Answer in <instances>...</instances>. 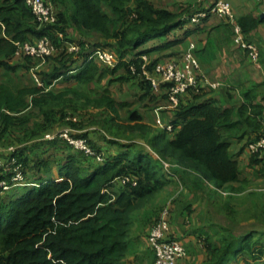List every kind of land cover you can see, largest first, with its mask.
Returning <instances> with one entry per match:
<instances>
[{"label":"trees","instance_id":"obj_1","mask_svg":"<svg viewBox=\"0 0 264 264\" xmlns=\"http://www.w3.org/2000/svg\"><path fill=\"white\" fill-rule=\"evenodd\" d=\"M53 1L54 4L58 2ZM70 3L73 13L69 15L58 12L56 29L63 32L66 38L69 24H73L88 35H97L100 41L92 47L114 49L122 60L140 51L130 61L120 63L119 66L123 67L127 74L118 80L140 81L146 91L143 98L152 95L153 89L142 73L144 62L141 57L152 52L151 49L144 47L152 40L168 37L172 31L188 24V18L201 10L188 14L191 10L187 8L179 13H173L156 7L150 0H70ZM25 4L24 0H15L16 6L29 11ZM64 5L67 7V3ZM16 9L18 8L7 4L0 8V20L6 26L4 31L0 25V34L2 32L7 35L15 34V40L18 41H26L25 33H31L39 39L48 35L56 46L63 43L53 27L38 24L32 12L30 16L34 19L35 25L28 27L27 18L17 16ZM238 22L246 37L251 40V33L264 23V17L246 15L239 18ZM7 44L9 43L6 40H0V54L13 55L15 47L8 52ZM80 45L82 50L78 55L83 57L90 46H86L84 42ZM74 56L67 51H61L54 59L58 67L54 68L46 80L43 79L44 87H48L61 76L68 81L76 80L87 85L114 74L117 70L103 69L94 60L87 59L80 69L71 75L76 63ZM159 62L160 59L150 62L148 69L153 71V66ZM0 66L8 65L0 60ZM133 66L136 67L135 73L131 69ZM6 68L14 70L9 66ZM162 86L169 90V84ZM197 87L189 89L186 94ZM43 89L11 86L0 82L2 120L0 139L3 145H8L11 137L9 133L13 127L25 123L29 117L19 119L2 111L6 109L21 112L27 109L29 106L27 100L31 95L33 106L39 109V115L45 122L37 125L33 136L42 134L62 121L66 117L62 109L67 112L66 106L69 107L71 102L80 100L79 97L85 98L83 104L87 103L86 106L82 105L83 108L99 107L100 117L103 115L105 117H103L105 127L115 125L118 126V130L120 129L117 124L119 119L117 104L109 90H106V94L100 99L78 93L75 94L76 98L71 99L68 98V91L55 95ZM182 97L175 110L178 121L172 124V138L154 136L148 140L151 148L157 152L158 159L144 153H134L130 147L116 156H105L101 149L89 142L96 154L99 153L104 158L103 161L92 164L90 159L84 154L81 155L82 153L78 154L80 152L75 151L66 141L55 139L70 147L78 156H70L66 163L60 165L63 180L37 179L39 182L32 184H39V187L23 186L24 190L18 198L0 206V264H126L133 245L132 215L139 202L155 194L162 186L161 178L167 180L171 178L180 185H183L184 181L192 189L196 188L207 194L213 192L211 188L222 190L225 186L237 183L240 175L239 164L230 153V143L224 138L223 131L232 130V134L240 135L241 129L238 126L246 125L255 129L257 137L254 139L260 137L264 134L260 122L261 110L250 111L251 105H242L236 110L224 109L213 101H200L199 95L194 96L188 104H184ZM120 106L124 107L127 104ZM110 115L115 118L107 119ZM235 116L238 117L236 122ZM129 118L135 121L136 125L125 128L131 131L146 128L138 112H131ZM68 123L70 127H76V124ZM74 137L88 139L86 135ZM18 144L21 142L13 145L20 146ZM21 150L18 151L19 161L23 164L26 183L31 184L28 181L30 180L28 162L20 153ZM254 159L256 164L264 163ZM163 161L172 165V171L167 172L164 169ZM120 177L131 178L136 181V185L133 181L128 185L116 182ZM116 183L123 190L115 194L114 199L109 189L115 187ZM260 192L262 191L255 188L248 187L244 190L232 186L228 193L240 196L244 193L256 195ZM216 193L220 194L218 191ZM262 207L255 206L254 214L247 220L255 218L262 222L261 228H264V216L260 218V213L264 215V212L260 211ZM251 208L253 210L252 206ZM226 232L228 235L219 240V243H214L209 235L204 239L210 264H224L231 252L236 255L249 253L258 258L264 255V245L260 244L264 229L251 228L241 235H237L233 228L227 229ZM254 236H257L256 241ZM152 253L154 262L155 255L153 251Z\"/></svg>","mask_w":264,"mask_h":264},{"label":"crops","instance_id":"obj_2","mask_svg":"<svg viewBox=\"0 0 264 264\" xmlns=\"http://www.w3.org/2000/svg\"><path fill=\"white\" fill-rule=\"evenodd\" d=\"M57 1L58 2L54 4V10L57 13L63 12L69 15L73 13L70 0ZM150 1L156 7L167 9L173 13H179L182 10L189 8L191 11L188 14H192L194 11H198V9H207L219 0ZM226 1H229L232 4L238 19L246 15H252L258 18L264 17V2H258L256 0ZM64 3H67V7ZM6 4L18 8L15 10L16 15L25 16L27 18L26 22L28 27H34L35 21L30 16V10L25 11L23 8L16 6L15 0H0V8ZM26 8L29 9L27 5ZM0 25L5 31L6 26L1 20ZM184 27L186 28L183 29ZM67 35L68 38H66V42L62 43L60 46H55L54 52H52L51 56L55 58L61 53V51H67L68 54L75 55L76 63L74 64L72 71L77 72L83 64V58L79 56L78 53L74 52V47L83 42L86 46L92 47L99 43L100 38L94 34L88 35L84 33L73 24H69ZM232 37L233 33L230 25L221 18L212 15L199 27H192L189 26V24H186L172 31L166 38L152 40L144 47V49H151L152 52L142 56H146L151 63L155 59H160L159 63L169 61L181 63L183 54L189 51L190 44L194 43V53L201 66L199 71V85L196 89H193L190 93L182 97L184 104H188L190 100H193L194 96L199 95L198 99H200V101H213L224 109L236 110L242 105H251L250 111L257 109L261 110L260 122L263 128L262 132H264V23L259 25V27L250 35L251 40L261 51V59L257 63L253 62L245 52L236 48ZM24 38L28 40L38 39L31 33H25ZM0 40H6L9 43L6 46L9 52V50L13 49L15 34L7 35L2 32V34H0ZM110 51L114 54L115 68H117V70L114 74H109L111 76L107 77L110 81L109 86L112 84L115 87L119 85L128 86L131 89L130 97H132V99H129L131 102L129 100L119 101L118 98L116 99V93L111 88H108V86L105 85L106 83L104 84V82H106V77L92 81L87 85H83L76 82V80L68 81L65 77L61 76L46 87L45 92H50L56 95L63 91H68V98L73 99L76 98L75 94L77 93L80 95L89 94L91 98H98V96H100V91L103 90L104 92L109 90L112 94L111 96L120 104H127V107H133V105L136 106L132 111L138 112L139 115L143 114L142 117L149 119L150 124L152 126L155 125V127L158 128L157 133H161L165 139L172 138V131H168L167 127L172 125L175 121H178L175 113L178 106H174L170 102L168 88L166 87V89H164L162 86L164 84H162L157 89H152V95L143 98L146 91L141 86L140 81L118 80L119 78L126 77L127 74L126 70L119 66L120 63L130 61L135 57L134 55L140 53V51L127 56L124 60H121L118 57L114 49H110ZM14 58L15 56L12 54L10 56H7L6 53L0 54V60L4 61L11 67L17 64L24 65L25 61H30L26 59H24V61L20 58H16L12 63L7 61L10 59L13 60ZM36 62V65L39 63L41 72L45 74L47 73L48 75L54 70V68L58 67V63L54 62L52 59L46 60L44 63L39 61ZM3 67L5 66H0V82H3V80H10L13 82L6 83H16L14 77H8L6 73H4L6 72V69L4 70ZM213 85H216V87H213ZM33 86L34 85L31 84L25 85V87L28 88H33ZM130 97L128 96V98ZM32 99V95L28 97L27 101L29 106L27 109L20 112L18 118L27 119L28 113L34 115L30 116L25 123L13 127L16 136H20L18 135L19 132L21 133L20 137L23 138L21 139L19 137L20 142L24 143V148H22L20 153L28 162V173L30 177V180L28 181L31 184L39 182L38 180L40 179L46 181L47 178L54 181H61L63 178L60 175V165L63 164L64 161L66 162L68 157H77L78 155L70 147L59 142V140H49L47 136H58L64 131H69L73 136H88L89 134L90 137L93 136L92 133L99 130L95 127H91L92 125L87 124H94L98 117L102 121H104V118L100 117V109H98V107L90 106L94 107L96 109L95 112H98V114L91 118L90 123L89 121H83L82 119L85 117L84 115L86 114V111L85 107L83 108L82 105L86 106L87 103L85 102L83 104L82 99L85 98L79 97L80 100H75L69 104V107H73V109L72 111L68 109L67 113H65L66 117L62 121L58 122L42 134L33 136L37 125L45 122L39 115V109L32 106ZM74 108L79 109L74 110ZM59 109L62 108H58L57 110ZM75 112H78V114H76L78 116L74 117L71 114H75ZM126 114L128 122V120H130L128 118L129 113ZM236 121H238L237 116L234 117V122ZM68 122L76 124V127H70ZM116 127L118 126L110 125L108 128L111 129L99 128L102 131V136H105L108 139L106 142L109 144L104 142L103 144H98L96 146L104 152L103 154L105 156H116L130 147L131 151L134 153H144L145 155L152 156L154 159L158 158L157 152H155L146 141L135 140L130 143H125L120 140L118 136L113 134ZM238 127L241 129L240 135L232 134V130L228 132L225 130L223 131V136L229 141L230 153L239 164V181L232 186L237 189L241 188L245 190L250 186L254 187L260 183H264V180L262 179V177H264V170L258 168L256 160L247 149L249 141L257 137L255 129L246 125H239ZM106 133L110 134V136ZM112 141H116V143H112ZM94 163H97V161ZM260 171L263 172L259 173ZM161 181L162 186H160L156 192L160 197H157L156 204L152 210V215L148 218L149 222L145 224V227L143 228L145 231L142 232V230H138L134 227L132 229V253L128 257L126 264H144L146 262L145 260L143 261V258L146 257L144 255V249L149 250L153 258V253L147 244V235L150 225L157 217L162 207L167 204H169L171 211L170 230L167 233V237L181 242L186 250V257L180 260L178 264H210L209 252L204 244V239L209 235L212 237L214 243H219V240L228 235L226 232L227 229L233 228V226H226V221L221 222L218 220L219 215L224 214L227 216L226 210L228 211V204L219 203V201L228 199V192H230L232 186H225L222 190L211 188L213 192L207 194L199 189H192L184 181L183 185H180L178 181L171 178L170 180L161 178ZM23 190L24 187L21 186L0 193V206H4L8 202L18 198ZM122 190L123 189L120 185L116 183L115 187L109 189V193L113 194L115 199V194L120 193ZM217 191L220 193L219 195H217ZM153 196L155 195L153 194L149 196V198ZM140 206L141 202L138 203L137 207ZM251 220L257 221L255 218ZM230 221L232 222V220ZM235 224H237V222ZM257 224H260L261 226V221ZM142 226H144V223ZM254 230H258V228H255ZM236 231L237 230L235 229V232ZM237 232V235L241 234L239 231ZM261 238L262 240L260 244L264 245V235H262ZM254 240H257V236H254ZM241 260L243 261L242 264H264V255L258 258L255 256L253 257L249 253L236 255L231 252L224 264H239L238 262ZM153 263L152 260L151 264Z\"/></svg>","mask_w":264,"mask_h":264},{"label":"built area","instance_id":"obj_3","mask_svg":"<svg viewBox=\"0 0 264 264\" xmlns=\"http://www.w3.org/2000/svg\"><path fill=\"white\" fill-rule=\"evenodd\" d=\"M26 5L31 10L35 20L42 26L54 27L58 23V15L54 10L53 0H24ZM264 2V0H256ZM215 15L231 27L233 33V43L237 49L247 53L248 57L255 63L261 59V51L259 47L246 37L242 28L239 25L238 18L234 12L233 6L229 1L219 0L207 9L200 10L192 14L188 18V24L192 27L201 26L204 21L210 16ZM184 27L183 29H185ZM54 30V28H52ZM56 31V30H55ZM60 40H64L62 32L56 31ZM54 43L49 37L41 38L40 42L23 43L19 46L16 43V55L18 49L30 58H41L47 53V48L52 47ZM19 46V47H18ZM195 44H190V50L183 54L181 63L169 61L165 63H157L153 66V71L149 70V60L146 56H142L144 62L142 73L150 82L153 89H157L162 84H169V100L174 106L180 104L181 97L184 96L189 89L195 88L199 83L200 63L194 53ZM81 46H75L74 51L80 52ZM87 60L99 61L105 64L114 65L115 57L112 51L103 47H93L86 52ZM133 73L136 72V67L132 68ZM216 87V85H213ZM1 130V126H0ZM168 131H172V125L167 127ZM51 139H50V138ZM49 140L61 139L66 141L77 152L83 153L85 156L94 157L98 161H103V155L96 154V151L89 146L86 138H76L69 131H64L58 136H48ZM1 140V139H0ZM20 146L3 145L0 141V193L7 192L12 188L32 185L39 187V184L26 183L23 164L19 161L18 151ZM247 149L256 159H264V134L254 139L247 145ZM164 169L172 171V165L168 162H162ZM174 178V174H173ZM136 181L129 177H120L116 182L122 185H128ZM264 192V188L259 189ZM170 230V206L167 204L161 211L158 219L150 228L147 235V244L152 249L155 255L154 264H178V262L186 257L185 247L181 242L167 237Z\"/></svg>","mask_w":264,"mask_h":264},{"label":"rangeland","instance_id":"obj_4","mask_svg":"<svg viewBox=\"0 0 264 264\" xmlns=\"http://www.w3.org/2000/svg\"><path fill=\"white\" fill-rule=\"evenodd\" d=\"M45 37H49V36L46 35ZM40 40L41 39H39V38L35 39V40L26 39V41L13 40L14 41L13 44H14V47H15V52H14L13 55L15 56V58L13 60L10 59V60H7V61L12 63L16 58H20V59H23V60L24 59H29L31 62L24 60L25 61L24 65H21V64L14 65L13 66L14 70H9L8 68H6L8 66L3 67L4 70L6 69L5 70L6 72H4V73H6V75L8 77H14V79H15L16 83H8L9 85H11V86L15 85V86H22L23 87L26 84H31V85H34L33 88H35V89L44 88L43 91L46 90V86L44 87V80L43 79L46 80V78L48 77V74L47 73L45 74V73L41 72V70L39 68L40 65H39V63H38V65H36V63H37L36 61H39V62H42V63H44V61H46V60H51V59L54 61V59L59 55L58 54L55 58H53L51 56L52 52H54V49H53V46H52L51 42H50V44H51L52 47L48 46L47 53L44 56H42L41 58H36V59L30 58V57H28L27 55L24 54L25 52L23 53L19 49H18V54L17 55L15 54L16 53V46H15L16 43H19V46H21V45H23V43H36V42H40ZM95 63H97L99 65L101 64L100 66L103 69H105V68L111 69V70L117 69V68H115V64L114 65H108V64H105L104 62H102L101 60L95 61ZM9 67H11V66H9ZM73 74H75V72L72 71L71 75H73ZM108 76H111V75H107L106 76V78H105L106 82H104V84L106 83L105 85L108 86V88H111L116 93V95H115L116 99L118 98L119 101H127L129 99H132V97H130L131 89L128 86L119 85V86L115 87V86H113V84L109 86V82L110 81L107 78ZM3 82L6 83V82H13V81L3 80ZM102 92H103V90L100 91V93H99L100 96H98V99L102 98L106 94L105 91L103 93ZM58 94H56V95H58ZM128 96L130 98H128ZM61 98L62 97H60V99ZM116 99H115L116 104H117L116 110L118 111V115H119V119H117V124L119 125L120 129L117 130V127H116L114 132H113V134L118 136V138L120 140H122L125 143H130V142L135 141V140H140V141L143 140V141H146L147 143H149L148 140L150 138L152 139L154 136L163 137V135L161 133H157L158 128L155 127V125L152 126L150 124V120L149 119H145V117H142L143 118L142 119L143 120L142 123H144L146 125V128L144 130L137 129L135 131H131V129L125 128L126 126L136 125L135 121L128 120V122H127V118H126V116H127L126 113H129V115H128V118H129L130 113L133 112L132 110H134L136 106H134V105H133V107L132 106L131 107L130 106L129 107L124 106V107H127V108H124V107L120 106L121 104ZM82 100L85 101V99H82ZM129 101L131 102V100H129ZM31 104H32V102H31ZM32 106H33V104H32ZM65 109H69V110L72 111L73 107H66ZM98 109H99V107H98ZM62 110L65 113H67L64 109H62ZM95 110L96 109L94 107H89L88 109H85L86 114L84 115L85 117L82 120L83 121H87V122L89 121V123H90L91 118H93L94 116H96L98 114V112H95ZM3 112H5L6 114H11V116H14V117H18L19 114H20V112H11V111H8L6 109H4L2 111V113ZM76 114H78V112H75V114L72 113L71 115L74 116V117L78 116ZM33 115L34 114L28 113L27 117H30V116H33ZM103 117H104V115H103ZM113 118H115V117L110 115V116H108L107 119H113ZM107 119H106V121H107ZM114 123H115V121H113V124ZM87 125H92L91 127H95V128H97L99 130V131H96V132L92 133L93 136H90L91 138L89 137V134H88V139H86V140L88 141V144H89L90 147H92V144H90L89 142L93 143V145L96 148H97L96 145H98V144L100 145V144H103L104 142L108 143V142H106V141H108V139L105 136L104 137L102 136V131L100 129L101 128L111 129V128H108L107 126L105 127L103 121L101 119H99V117L97 118V121L94 124L90 123V124H87ZM0 126L2 127L1 116H0ZM9 134H11V137H10V140H9V142L7 144L10 145V146L15 144V143H17V142H19L20 138L23 139L22 137H20L21 133H19V132H18V135H20L19 136L20 138L16 136L14 129H12ZM106 134L110 136V134H108V133H106ZM50 136H53V135H50ZM0 137H2L1 136V130H0ZM0 141L3 144V141L2 140H0ZM18 145H20V147L18 149L21 150L22 148H24V143L23 142L21 144H18ZM102 153H104V152H102ZM78 154H81V153H78ZM81 155H83V153ZM91 156H93V155L86 156L88 159H90V161H92L91 163H94L95 161H98L97 159H94V157H91ZM253 158H255V156H253ZM261 161L264 162V159H262ZM64 162H63V164H64ZM258 168L261 169V170H264V163H259L258 164ZM262 172L263 171H260L259 173H262ZM262 179L264 180V177H262ZM251 188H255V189L264 188V183H260L259 185H256L254 187L250 186V189ZM259 194L254 195V194H246V193H244V194H242L240 196H238V195H229L228 199L220 200L219 203H227L228 204V211L226 210V215L227 216H225L224 214L219 215L218 220L221 221V222H225L226 221V226H229V227L233 226L234 231L236 229L241 234L245 233L247 230L248 231L251 230V228H253V229L261 228L260 224H257L260 221H258V220L257 221H255V220L254 221L247 220V219H250L252 214H254L255 206H259L260 207L262 205L263 207H262V209H260V211L264 212V194H263V192H260ZM261 194H263V195H261ZM154 195L155 196L142 201L141 202V206L137 207L135 212L132 215L133 227L137 228L138 230H142V232L145 231V230H143V228L145 227V224H147L149 222L148 218L152 215V210H153L154 205L156 204L157 197H160L159 194H157V193L154 194ZM229 205H231V206H229ZM251 206L253 207V210H251L252 209ZM242 216H243V218H242ZM245 216H246V219H244ZM261 216H264V215L260 213V218L262 219ZM230 220H232V222ZM236 222H237V224H235ZM143 223H144V226H142ZM237 234H238V232H237ZM241 234H239V235H241ZM150 250H151V248H150ZM144 251H145L144 255L146 256V257L143 258V261L144 260L146 261L144 264H151L152 260H153L151 252H149V250H145V249H144ZM238 263L242 264L243 261L241 260Z\"/></svg>","mask_w":264,"mask_h":264},{"label":"clouds","instance_id":"obj_5","mask_svg":"<svg viewBox=\"0 0 264 264\" xmlns=\"http://www.w3.org/2000/svg\"><path fill=\"white\" fill-rule=\"evenodd\" d=\"M53 2H54V1H53ZM28 8H29V7H28ZM56 13H57V12H56ZM57 15H58V13H57ZM58 20H59V19H58ZM37 23H38V22H37ZM38 24H39V23H38ZM57 24H58V23H57ZM57 24H56V25H57ZM41 26H42V25H41ZM53 28H54V30L59 31V30L56 29V26H54ZM59 32H61V31H59ZM62 33H63V32H62ZM63 35H64V33H63ZM64 37H65V35H64ZM61 42H63V43L66 42V37L64 38L63 41L61 40ZM53 43H54V42H53ZM55 46H56V45L54 44V48H55ZM77 46H78V45H77ZM79 46H81V45H79ZM81 47H82V46H81ZM91 48H93V47L87 48V51H88V49H91ZM103 48H104V47H103ZM107 49H109V48H107ZM109 50H110V49H109ZM87 51H86V52H87ZM74 52H75V51H74ZM76 53H79V52H76ZM85 57H86V53H85V54L83 55V57H82V58H83V62L86 61ZM118 57H119V56H118ZM121 60H122V59H121ZM94 62H95V61H94ZM151 250H152V249H151ZM154 260H155V259H154Z\"/></svg>","mask_w":264,"mask_h":264}]
</instances>
